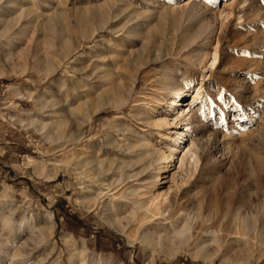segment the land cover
<instances>
[{
    "label": "rangeland",
    "instance_id": "374dc122",
    "mask_svg": "<svg viewBox=\"0 0 264 264\" xmlns=\"http://www.w3.org/2000/svg\"><path fill=\"white\" fill-rule=\"evenodd\" d=\"M30 9L31 22L16 21ZM61 35L67 60L53 47ZM87 65L89 78L75 72ZM78 78L94 95L75 114L63 98L43 117L28 96H55ZM113 85L120 91L105 94ZM189 89L200 96L171 109L174 92ZM139 135L157 151L153 165L131 164L132 177L96 203L101 180H114L97 175L96 160L130 161ZM163 153L176 157L154 181ZM131 186L162 195L142 226L115 214L123 207L111 194ZM263 220L264 0H0V264H264ZM145 231L162 240L144 242Z\"/></svg>",
    "mask_w": 264,
    "mask_h": 264
},
{
    "label": "bare ground",
    "instance_id": "6f19581e",
    "mask_svg": "<svg viewBox=\"0 0 264 264\" xmlns=\"http://www.w3.org/2000/svg\"><path fill=\"white\" fill-rule=\"evenodd\" d=\"M33 12H34L33 9H30V10H28L26 12L23 11V10L20 11V13L17 16L18 18L16 19V21H19L22 18H27L28 22H31L30 19H32ZM90 13L97 14V11L95 9L94 10L92 9ZM150 13L151 12L147 13V15H146L147 19L150 16ZM101 16L102 17L104 16L103 12H100V17ZM85 18H86L85 15L81 16V20L82 21L85 20ZM27 24H29V23H27ZM85 34L86 33H83V35H85ZM205 34H207V33H205ZM83 37H85V36H83ZM172 38L173 37H171V34H170V42H171ZM186 38H188V37H185L184 35L182 36V41L180 43V49L182 51L185 48H190L192 45L196 44L198 42V40L200 38H202V34H200V33L196 34L191 39H186ZM147 39H149L151 42H153V45L160 46V43H158V41L155 40L154 38L147 37ZM205 39H206L205 43H208L210 41L208 36ZM59 43L57 45L54 44L53 47H56V46L59 45V49H58L59 52L58 53L63 56L64 60H67L70 57V54L72 52V50H71V40L63 35L61 37V42H59ZM57 48L58 47H56V49ZM177 51H179V49ZM168 53L171 54V52H168ZM165 54L167 56V53H165ZM170 54H168V55H170ZM190 54H193V53L190 51L189 54H188V57L186 56L185 60H187V63L189 62L190 64H193V66H195L194 63H195V61H197V58H199V56H197V54L194 55V56H190ZM135 59H136L135 61L138 63V66H137L138 69L143 67L144 65H147V63H148L147 59L142 58V57L138 58L136 56ZM215 59H216V57H215ZM214 62H212L211 65H213ZM196 63H198V62H196ZM51 65H52L51 60H50V58L47 57V66L50 67ZM62 66L63 65L61 63L56 65V66H54L53 68L50 69V71H49V73H47V75L49 76V75L57 72L59 70V68H61ZM189 67H191V65ZM89 68H90V65L83 66L81 68H77L75 72L77 74H79V75H82V73H87L86 77L89 78L90 75H93V72H94L92 69L89 70ZM135 73L136 74H134V78H135V82H137L138 81V72H135ZM78 79H77L76 86H71V85L67 86L65 89L59 90V94H57V95L55 94V96H52V97L50 96L48 98H40V99L39 98L37 99L35 94L34 95L33 94H31V95L29 94L28 96L31 97L33 99V101H35V103L37 105L35 107L40 108V111L42 110L41 112L44 113L43 117H45V115L48 114V116L51 118L56 113L59 114V112L62 110V108L60 107V102L62 101L63 98H65V100L70 105L69 111L71 112V114H75L78 111H81L84 108V106L87 104V102L89 100H91L93 95H94V92L92 90V86H90L91 84L89 82V79H87V80H85V78H80L79 80ZM167 79H169V78L167 77ZM163 80H164V78H163ZM169 81L171 83V80H169ZM169 81H167V82H169ZM165 82H166V79H165ZM166 83H165V85H166ZM170 83H168V84H170ZM166 86H168V85H166ZM120 88L121 87L119 85H113L112 88H106L104 90V93L107 94L110 91H114L115 93H118L120 91ZM101 89L102 88H99V90H101ZM199 91H200L199 89H193V90L189 89V90H183V91H175L174 92L175 93L174 99H172V101H171L172 102V106H170L171 109H172V107H176L177 105H179V103L181 101H184V99L186 97L194 95V94L196 96L199 95L200 94ZM101 105H103V103L99 104L97 107H94L92 109H88L86 111L85 116L87 118H91L96 112L99 111V109L101 108ZM145 106H147V105H145ZM37 108H36V110H37ZM191 111L192 110H190L188 112V114H187L190 118H191V116H190V112ZM190 118L188 119L189 120V123H188L189 126H190ZM141 120H142V118H141ZM144 120L145 119H143L142 121H144ZM148 121H150V120H146L145 123L148 122ZM126 130H128V125H127ZM127 133H129V132H127ZM137 134H138V132H137ZM177 134H179V133L177 132ZM146 141H147V139L145 140V138H143L142 136L138 137L135 140V136H134V142L133 143L131 142L132 144H129V146H128V152L132 155L131 156L129 154L131 156V157L130 156L129 157L132 158L130 161L123 160L122 162L120 161V163H118V162L116 163V161L108 160V159H102V160L94 159V160H96V163H98L97 175L106 177L107 175L110 174L112 176V178H114V180H112L111 182L105 184V185H108V186H106L107 188H104V186H105L104 185V181L105 180H101V182L99 184L101 185L102 188L101 189L99 188V190H100L99 193L97 192L98 194L96 195V197H97L96 203H98L100 200H102L105 196L109 195V193L114 191L118 186L123 185L129 178L132 177V175L128 174V172L126 170V169H130V168H128V166H131V164H133V165H139L140 164V166H142L141 164H144V166L145 165L146 166H152L153 165L155 155H158V154H157V151H154V150H152V148H150V144H148L149 142L147 141L148 142L147 143ZM177 141L176 142L180 144V141L179 140H177ZM189 144H194V142L192 140H189ZM115 145H118L117 147L119 149V144L117 142H116ZM125 145H127V144H125ZM189 151H191V150H189ZM161 156H162V159H167L169 161V163L164 165V166H159L158 169L155 170L154 174L152 175V178H153L154 181H159L162 174L170 171V167H171L170 163L174 160V158L176 157V154L173 153V154L167 156L165 153H163V154H161ZM94 160L92 159V160L87 161V164H90V163L94 162ZM154 166H155V164H154ZM152 187L151 188L148 187V189H147L148 193L150 192ZM147 192H144V190H142L141 188L136 187V186H131V187L127 188V189L125 188V190L120 192L119 195H118V193L113 192L111 195L114 197V199L118 200L119 206L123 207V209L121 211H118V210L116 211V213H115L116 216L120 217L121 215H124L125 216L124 218L128 221L129 224L135 223V224H140V226H142L146 220H151L152 217L159 215V213L156 210L160 209L159 207H160V202L161 201L157 202V200H158V197H160V196L162 197V195L161 194H157L156 196H154V195L150 196L148 194V196H147ZM238 218H239V216H238ZM244 222H246V220H244ZM262 224L264 225V220H263ZM142 240L144 242L145 241H147V242H151V241L159 242V241L162 240V238H161L160 234L159 235H157V234L154 235V234H150L148 231H145L144 235L142 236ZM2 248L3 247L0 245V250Z\"/></svg>",
    "mask_w": 264,
    "mask_h": 264
},
{
    "label": "trees",
    "instance_id": "16d2710c",
    "mask_svg": "<svg viewBox=\"0 0 264 264\" xmlns=\"http://www.w3.org/2000/svg\"><path fill=\"white\" fill-rule=\"evenodd\" d=\"M63 213H64V215L66 216L67 215V212H65L64 211V208H62V210H61ZM64 215H62V216H64ZM67 216H69V215H67ZM74 220H78L77 219V217L75 216V217H72ZM66 228V230H68V231H73L68 225L65 227ZM89 232L90 231H88V232H86L85 234V236L88 238L89 237ZM98 236V235H97Z\"/></svg>",
    "mask_w": 264,
    "mask_h": 264
}]
</instances>
